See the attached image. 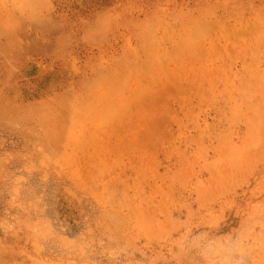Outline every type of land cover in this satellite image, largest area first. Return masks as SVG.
Returning <instances> with one entry per match:
<instances>
[{"label":"rangeland","instance_id":"obj_1","mask_svg":"<svg viewBox=\"0 0 264 264\" xmlns=\"http://www.w3.org/2000/svg\"><path fill=\"white\" fill-rule=\"evenodd\" d=\"M0 264H264V0H0Z\"/></svg>","mask_w":264,"mask_h":264}]
</instances>
